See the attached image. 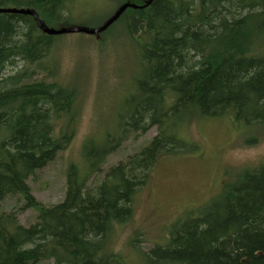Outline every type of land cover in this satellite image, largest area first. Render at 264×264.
<instances>
[{"label":"trees","instance_id":"16d2710c","mask_svg":"<svg viewBox=\"0 0 264 264\" xmlns=\"http://www.w3.org/2000/svg\"><path fill=\"white\" fill-rule=\"evenodd\" d=\"M73 1L0 0V8L33 9L59 29L74 15L67 14ZM112 1L100 26L125 2L139 7L97 36L75 34L102 50L121 32L139 73L101 141H84L82 162L65 171L64 198L51 205L27 180L75 136L79 87L56 78L55 52L72 33L49 34L32 14L0 11V264H125L113 249L115 226L132 219L137 194L163 158L199 151L189 132L195 122L228 118L240 129H264V0ZM152 128L146 145L105 167L124 141ZM244 171L208 209L170 225L165 243L143 251L144 263L264 264V163ZM14 195L24 204L3 210ZM28 208L38 215L26 225L19 216Z\"/></svg>","mask_w":264,"mask_h":264},{"label":"rangeland","instance_id":"374dc122","mask_svg":"<svg viewBox=\"0 0 264 264\" xmlns=\"http://www.w3.org/2000/svg\"><path fill=\"white\" fill-rule=\"evenodd\" d=\"M115 5L112 0H74L70 10L66 9L67 14L73 15L74 12V15L70 23L61 26L86 23L88 27H98ZM82 37L84 39H79L75 33L66 35L63 44L55 51L60 65L56 78L66 84L76 83L79 87L73 111L75 136L67 149L35 178L27 180L32 194L46 205L64 198L65 171L71 162H82L81 150L87 138L98 136L101 141L99 136L114 111L121 109L126 94L132 93L133 79L139 73V64L129 40L121 32L111 37L109 44L108 38L102 50L98 49L95 38ZM262 130L247 126L240 129L228 118L206 119L200 124L195 122L189 132L192 131L190 135L199 145V151L163 158L154 168L147 185L137 194L132 219L115 226L113 249L125 258V264H146L143 251L165 243L170 225L192 211L197 214L208 209L225 182L242 175L245 169L264 163ZM155 133L156 129L152 128L139 138L124 141L110 155L105 167L138 151ZM255 140L257 142L252 144L246 142ZM106 171L107 168L102 175ZM23 204V198L14 195L1 203V208L20 209ZM37 215L34 208L24 209L20 212V222L28 225L35 222Z\"/></svg>","mask_w":264,"mask_h":264},{"label":"water","instance_id":"95a60500","mask_svg":"<svg viewBox=\"0 0 264 264\" xmlns=\"http://www.w3.org/2000/svg\"><path fill=\"white\" fill-rule=\"evenodd\" d=\"M152 0H149V2H151ZM128 7H135L138 8L139 5L135 4V3H131V2H126L124 4H122L113 15H111L108 20L100 27H96V28H92V27H86V26H73V27H62L59 29L56 28H52L49 27L45 21L43 19L39 18L38 13L33 10V9H25V8H21V9H16V8H0V11H13V12H21V13H28V14H32L36 17L39 26L47 33L49 34H62V33H68V32H78V31H83V32H87V33H99L103 30H105L106 28H108V26L113 23L116 19H118L120 17V15L126 10V8Z\"/></svg>","mask_w":264,"mask_h":264},{"label":"bare ground","instance_id":"6f19581e","mask_svg":"<svg viewBox=\"0 0 264 264\" xmlns=\"http://www.w3.org/2000/svg\"><path fill=\"white\" fill-rule=\"evenodd\" d=\"M108 20V19H107ZM106 22V21H105ZM112 24V23H111ZM73 26H81V25H73ZM73 26H68V27H73ZM88 27V26H86ZM100 27V26H99ZM96 28V27H95ZM68 33H87V32H83V31H78V32H68ZM100 33V32H99ZM97 33V34H99ZM87 34H95V33H87Z\"/></svg>","mask_w":264,"mask_h":264}]
</instances>
